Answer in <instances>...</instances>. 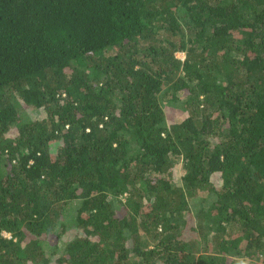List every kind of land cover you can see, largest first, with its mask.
<instances>
[{
  "label": "trees",
  "instance_id": "obj_1",
  "mask_svg": "<svg viewBox=\"0 0 264 264\" xmlns=\"http://www.w3.org/2000/svg\"><path fill=\"white\" fill-rule=\"evenodd\" d=\"M249 262L264 0H0V264Z\"/></svg>",
  "mask_w": 264,
  "mask_h": 264
},
{
  "label": "rangeland",
  "instance_id": "obj_2",
  "mask_svg": "<svg viewBox=\"0 0 264 264\" xmlns=\"http://www.w3.org/2000/svg\"><path fill=\"white\" fill-rule=\"evenodd\" d=\"M177 57L180 58V59H183L184 55L182 53H178ZM26 111H27L28 114L31 115L32 118L36 117V113H35V111L33 109L26 108ZM165 113H166V116H167V120L169 122H172V121H175V120L176 121H182L187 116V114L185 112H183L181 109L172 108L170 103L167 104V107L165 108ZM183 174L184 173H183L182 166L180 164H178L174 168V177L177 180V182H181L182 181ZM122 201H124V200H122ZM118 211L120 212V214L125 213L124 209H118ZM75 232H76L75 230L74 231L73 230H69V233H70L69 235L72 237ZM46 241H48V243H50L49 244L50 247H54L55 245L58 244L56 240L51 238V236L47 237ZM248 264H261V263L260 262H252V263L249 262Z\"/></svg>",
  "mask_w": 264,
  "mask_h": 264
}]
</instances>
